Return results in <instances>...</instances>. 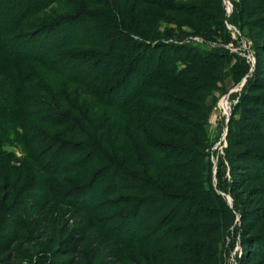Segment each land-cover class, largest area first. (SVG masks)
Masks as SVG:
<instances>
[{
    "label": "rangeland",
    "instance_id": "rangeland-1",
    "mask_svg": "<svg viewBox=\"0 0 264 264\" xmlns=\"http://www.w3.org/2000/svg\"><path fill=\"white\" fill-rule=\"evenodd\" d=\"M26 1L35 3V11L11 33L14 40L2 34L7 21H0V49L22 51L28 38L15 37L55 23L49 28L52 41L67 35L68 44L54 57L82 56L83 69L57 60V70L25 63L10 75L25 83L27 93L39 95L46 114L33 119L29 131L28 141L38 152L28 153L19 128L20 140L6 143L7 155L0 158L2 166L15 170L0 183V264H56L62 231L81 222L74 217L81 207L118 240L121 264H158L155 248L161 240L178 243L189 227L193 241L186 236L183 242L196 243V264H264V180L254 176L252 165L245 166L249 157L264 171V131L259 130L264 126V3L244 10L242 0H125V13L116 15L111 51L129 57L122 69L118 61L104 59L111 47L91 33L99 16L113 14L104 7L109 0H11L10 7L19 11ZM45 41L40 38L37 46ZM29 42L27 50L33 52L34 40ZM104 71L110 72L99 78ZM93 75L95 81L83 85L74 79ZM224 97H229L230 115L221 107ZM67 99L76 105L65 109L61 105ZM53 104L64 122L54 117ZM144 111L168 130L150 133ZM82 117L93 124L91 136H79ZM136 132L162 169L138 153ZM180 167L191 173L176 175ZM146 184L157 193H142ZM167 196L174 197L176 218L161 226L151 218L165 208L160 206ZM17 208L28 213L19 240L3 254V245L13 239ZM44 218L50 224L45 230ZM89 247L90 240L82 264H96Z\"/></svg>",
    "mask_w": 264,
    "mask_h": 264
},
{
    "label": "trees",
    "instance_id": "trees-1",
    "mask_svg": "<svg viewBox=\"0 0 264 264\" xmlns=\"http://www.w3.org/2000/svg\"><path fill=\"white\" fill-rule=\"evenodd\" d=\"M10 1L11 0H0V21H3V20L7 21V26H5V30L2 31L3 32L2 34L4 36L6 35V38L9 40L13 37L11 33H13L14 29L16 30L19 29V27L22 26L23 18L25 19L26 17L31 16L32 12L35 11V7H36L34 2L29 3L28 1H26V3L23 5L24 7H22V9L17 11L15 7L13 8L12 6L10 7ZM259 1L261 2V4L264 3V0H242L241 5H243V9L246 10L249 8V6H252L253 4ZM121 2L120 0H109L107 2V4L104 7L108 8V11L110 13H113L114 15L107 13L105 17L102 15L99 16L100 22H98L95 27H92L94 31H92L91 33L93 36L97 35L98 37H100L102 41L108 42L107 45L111 47L109 51L106 53L108 57H105L104 59L108 61L110 59L112 60L113 63L118 61V63L122 66V69H125L127 67L126 64L129 61V57L124 56V55H121V56L116 55L114 54V52H111L113 45H114V43L112 44V42L115 41L114 36L118 28L117 27L118 23L116 22L118 12L121 11L125 13L124 12L125 11V8H124L125 0L123 1L121 0ZM6 7H9L8 12L5 11ZM4 16L6 18L9 17V19L6 20ZM119 23H121V25L126 27V24L125 23L123 24L121 20ZM54 24L50 23L48 24V26L47 24L45 26H41L40 28H37L33 32L29 33V35L22 33V34H19L20 37H15L16 39L19 38V41H21L22 39L24 40V37L27 36L28 40H25L21 43V45L23 44L22 51L18 50L17 47L15 46H12V47L8 46L9 50L6 49V47L4 49H0V158H2V156L4 155H7L6 154L7 150L4 149V145L6 143H8L12 138H16L20 140L21 135L19 132V128L24 129L25 137L27 141V142L25 141V143H27L28 153L31 154L33 152H38L39 148L35 146L34 142L28 141V137L30 136L29 131H31L33 127V124L31 123L33 119L41 117V114H46V113H43L44 109L42 108V106L44 103L43 104L41 103V98L39 97V95L38 94L32 95L31 93H27L24 87L25 83L19 80L15 82L14 80L10 78V75H13L14 71H16L15 67L17 66V64L19 65L23 64L25 68L27 66L25 63H30V64L39 63V64L49 65L52 69L57 70L53 67V63L57 60H60L62 62H65L64 65L66 64L71 65L73 69L77 68V71H80L81 69H83L82 64L79 63L80 61L78 60V59H82L83 58L82 56H79L77 58V55L76 56L73 55V56H70L68 60H65V61L61 60L60 58L54 57L56 54H58L59 49L64 47L65 44H68L67 35H65V37L62 36V38H60L61 39L60 41H52L53 37H52V34L51 35L49 34L50 33L49 28L53 26ZM130 28H133V27L130 26ZM123 31L124 30L121 29L118 34L119 35L120 33L122 34ZM133 31H137V30L133 28ZM40 38L45 39L46 41L43 45L37 46ZM12 39L14 40V37ZM30 39L34 40V51L33 52H29L27 50L30 46V42H29ZM35 40H37V42H35ZM120 40H122V38L117 39V41H120ZM0 42H1V39H0ZM105 52H103L102 54H104ZM100 56L104 57V55H100ZM120 57H122V60L124 59L123 62L120 61L121 59ZM94 65L96 68L98 66V63ZM108 72L110 71L100 72L101 75L100 77L99 76L98 77L102 78ZM90 78H92L91 80L95 81L94 75L92 77L88 76L85 78H81L80 80L74 77V79H76L82 85L87 84L88 81L90 82L91 81ZM256 102L258 105L263 104L260 98H258ZM46 104L47 105L45 106L48 107V105L50 106L51 103L48 104L47 102ZM74 105H76V103H74ZM74 105L71 104L70 99H67L63 101L61 106L66 109V107L68 106L74 107ZM39 108H41V110ZM50 108H52V113L54 117L56 119H61V121L58 120L59 122H64L62 121L63 118H61V115H59L60 111L56 109L55 105L53 104V106ZM37 109L40 111H37ZM65 117L71 118V116L70 117L65 116ZM142 117H143V122H144L145 127L152 134L156 135L160 132L161 129L168 130L167 128H169L168 125H166L165 128H162L161 120L155 118L152 115V113H150L149 111H146V112L144 111ZM82 119H84L83 122H85V124L83 122H82V125L78 124L77 129H78V133H80L79 136L81 137L83 136V134H86V135L89 134L88 136H91V132L94 131L93 124L83 117L80 118V120ZM263 119H264V116H263ZM80 120L78 121L81 122ZM253 128H255V126ZM259 130L264 131V126H263V129H259ZM45 136L48 138V140H50L48 135L45 134ZM135 138H136V144H137V151L141 156H143L147 164L154 165V166H157L158 168H161L160 167L161 165L159 164L156 155L149 148V146L146 145L141 135L136 132ZM23 142H24V139H23ZM30 157L31 156L29 155V158ZM10 158L11 156H9V159ZM187 158L188 156H186L185 159ZM245 158H246L245 160L249 161V163L248 162L245 163V166L252 165V167L256 170V173L254 176L259 179L262 178L264 180V171H263L262 164H257L256 162L254 163L253 159L251 160L249 159V157L248 158L245 157ZM66 159L67 158H63L60 164L64 163ZM2 165H4V161L0 159V183L2 182L3 178H6L8 176L10 178V175H12L13 172H15V170L7 168L6 166H2ZM44 167L49 172L53 170V168L49 165V162H46ZM57 167L59 168L60 165L58 164L57 166H54V169ZM27 170H28V166L26 168V171ZM53 173L58 174V172H53ZM189 173H191V170L189 169L186 170L185 167H180L179 172H177L176 175L183 176V174L185 175ZM28 175L30 176V178H32L33 176V174H30V173H28ZM9 184L11 185L10 180H9ZM122 189H124V191L127 190L125 187H123ZM43 190L46 192H49L48 185H45ZM141 192L147 193V194L154 193L155 195L157 193V190L154 188L153 185L150 186L146 184L142 186ZM113 195H115V193ZM47 198L49 202L50 199H49L48 193H47ZM171 198H172L171 196L165 197V201H167L166 204L162 203L160 206V207L163 206L165 208L162 207L163 209L161 211L153 214L151 218L152 221L160 220L159 225L162 226L165 223H167L168 220L172 218H176L175 217L176 215L174 214L175 210L174 211L171 210V208L174 206L175 200H174V197H173V200ZM37 207H40V206L34 203V208H37ZM84 209L85 208L81 207L80 209L74 210L75 212L74 217L75 218L79 217L81 219L80 223H78L74 228L73 227L69 228L68 224L64 227L62 231L64 234V239L61 242V245L58 248L57 253L55 255L56 257H58V262L56 264H82L81 262L85 259V247L87 243L89 242V240H90L89 253H90L91 260L93 263L121 264V261H120L121 248H120V243L118 242V240L117 239L114 240V238H112L111 236L112 234L110 233V231L108 229L106 230L105 227L99 225L93 213H90L89 210H86V209L84 210ZM14 212L16 214V221H15V224L10 226L13 232L12 238L14 240L13 239H11V241L7 240L6 244L3 245L1 249V252L3 254H6L7 252H9V249L11 248L13 243L17 239L19 240L20 230L18 229L22 222L24 213L25 214L28 213V210L26 211V209L24 208L23 209L17 208L16 210H14ZM127 214L128 216L125 218V220L129 221L131 216L129 215V213ZM160 215H163V217L159 218ZM181 218L183 219L185 218V216L183 215V217ZM181 218H179L180 220L178 221H181L182 220ZM48 222H49L48 218H44V230L47 228H50L49 226L50 224ZM181 223H184V222L181 221ZM189 229H186L185 232L182 233V239H180V242L178 243L175 242L173 245L168 246L164 244L165 240L163 239L161 240L162 244H160L158 248H155L158 264H196L194 262V258L196 257V254H195L196 247H197L196 243L194 242V245L189 246V245H185L183 242L186 236L188 238L187 239L188 241L190 242L193 241L192 237L194 236L191 233V230ZM171 234L174 235L173 233ZM51 235L53 237L56 236L55 232H51ZM249 249H251V245H249ZM252 256L254 255L251 254L250 257ZM248 262H249V259H248Z\"/></svg>",
    "mask_w": 264,
    "mask_h": 264
},
{
    "label": "built area",
    "instance_id": "built-area-1",
    "mask_svg": "<svg viewBox=\"0 0 264 264\" xmlns=\"http://www.w3.org/2000/svg\"><path fill=\"white\" fill-rule=\"evenodd\" d=\"M230 46L232 47L233 44L230 45ZM241 84H243V82L239 83V84L235 87V90H233V91H236V90L240 87ZM224 101L226 102L227 107H225V106L223 105V102H224ZM221 107L223 108V111H224L225 114L230 115V113H231V107H230L229 97H228V99H227L226 97H224V99H223V101H222V105H221Z\"/></svg>",
    "mask_w": 264,
    "mask_h": 264
},
{
    "label": "bare ground",
    "instance_id": "bare-ground-1",
    "mask_svg": "<svg viewBox=\"0 0 264 264\" xmlns=\"http://www.w3.org/2000/svg\"><path fill=\"white\" fill-rule=\"evenodd\" d=\"M223 105H224L225 107H227V104H226V102H225V101L223 102Z\"/></svg>",
    "mask_w": 264,
    "mask_h": 264
}]
</instances>
